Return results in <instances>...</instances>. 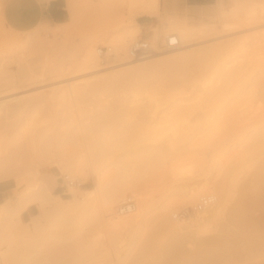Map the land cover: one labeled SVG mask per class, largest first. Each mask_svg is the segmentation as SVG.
Returning a JSON list of instances; mask_svg holds the SVG:
<instances>
[{
	"label": "rangeland",
	"instance_id": "obj_1",
	"mask_svg": "<svg viewBox=\"0 0 264 264\" xmlns=\"http://www.w3.org/2000/svg\"><path fill=\"white\" fill-rule=\"evenodd\" d=\"M3 1L0 0V5ZM71 1L76 16L71 19L69 15L64 22L37 25L27 31H15L0 23V37L16 35L20 40H27L34 36L36 43L40 41V44L33 45L34 38L30 39V45L8 52V46L1 38L0 60L4 55L10 60L4 69L8 73L23 72L24 69H18L21 63L22 67L30 66L35 73L42 72L46 78L41 84L26 85L19 92L0 97L19 95L26 103L11 114L4 113L0 106V158L17 163L24 176L20 185L8 179L13 188L0 204V264H46L65 253H71L74 264V261L81 264H264V18L253 24L221 30L218 0L209 6L158 8L153 13L150 29L145 26L140 28L137 37L119 41L120 32L133 26L136 14H129L117 0ZM259 2L256 4L258 9H263L264 0ZM183 16L191 27L203 22L210 23L214 29L204 32L206 36L194 32L189 35L191 32L185 31L182 19L175 18ZM155 22L157 33L152 30ZM175 32L184 35L179 53L188 56L207 44L220 42L222 51L215 54L220 58L216 60L226 64V68L241 67L227 92L217 99L209 113L207 111L210 116L200 110L201 113L187 117L191 120L189 124L196 125L188 130L189 135L186 133L184 139L180 130H185L187 123H180L182 117L171 119L173 115L169 108L174 104L188 106L195 103L205 91L220 85L222 78L214 73L202 75L189 61L178 65L171 63L167 57L175 49L166 50L157 45L164 40L166 33ZM139 37L157 46L155 50L162 56L158 60L134 65L133 68L143 72L129 77L123 75L125 80L120 74L110 75L109 72H106L107 77L99 78L95 67L79 69L74 64V60L87 49L95 52L99 66L113 64L118 60L111 53L116 49L126 52L129 44ZM230 39H233V45L227 43ZM102 46L110 47V55H98L97 48ZM225 50L228 53L224 54ZM227 109L249 123L239 119L228 128L219 125L216 132H224L222 136L218 133V137L215 135L216 138L211 137L206 143L188 144L191 137L194 142L200 136L198 131L207 126L205 121L208 123L211 116ZM164 114L169 120L157 123ZM115 121L118 124H114ZM167 123L178 125L169 129ZM173 131L181 132V136L176 133L181 140L174 141V136V143L170 139V144L159 146ZM104 140L113 151L91 155L92 147ZM148 146L159 152L160 160L153 171L157 172L134 188L147 192L152 201L151 208L146 209L144 215L135 216L137 219L133 217L128 229L112 228L98 193L90 198L83 189L95 188V177L99 174L106 176L105 171L116 159L129 160ZM64 172L77 178L86 175L87 180L82 188H69L68 193L61 194L58 175ZM207 181L214 184L213 192L223 197L225 190L233 192L224 212L216 216L211 210L191 214L188 217L190 222L197 219V224L192 226L187 220L175 219L171 212L183 206L190 208L200 195L211 193L202 191V185ZM42 182L47 189L39 192L37 188ZM26 188L27 191H37L29 203L35 208L31 217L21 219V208L14 203L18 204L20 194ZM54 194L58 197L55 198ZM79 196L87 201L84 207L59 202L61 212L51 208L54 199L75 198L80 201ZM241 196L247 203L245 217L253 220L248 235L235 243L230 238L235 226L229 214ZM171 198L177 199L179 205L166 213L162 206ZM189 198H192L191 202H187ZM10 205L20 211L10 212ZM165 216L172 227L163 222ZM178 226L180 230H177ZM15 249H18L16 256L14 252L10 253ZM12 254L16 261L14 258L8 260Z\"/></svg>",
	"mask_w": 264,
	"mask_h": 264
},
{
	"label": "bare ground",
	"instance_id": "obj_2",
	"mask_svg": "<svg viewBox=\"0 0 264 264\" xmlns=\"http://www.w3.org/2000/svg\"><path fill=\"white\" fill-rule=\"evenodd\" d=\"M117 1L119 2V5H121V7L125 11H127L129 14L139 15V14H143V13H155L159 8V0H117ZM256 1L259 2V0H256ZM256 1L255 0H218L217 13H218L220 20H221V24H220L221 30H231V29L236 28L237 26H240V25H243L246 23L253 24V22H255V21L260 22L259 20L261 18L262 19L264 18V12H263L264 8L262 7L263 9H258L259 6L257 7L256 4H259L260 2L259 3L257 2L255 4ZM225 4H227L228 7H225L226 6ZM255 5H256V7H255ZM262 5H264V4H262ZM66 8L69 12L70 18L73 19L76 16V14H75L74 5H73L71 0L67 1ZM209 10H213V8L212 9L210 8ZM204 11H205V9H204ZM183 15H184V11H183ZM172 18H174V17H172ZM175 18L182 19L181 22L184 24V26L186 28L185 31L191 32V33H189V35H191L193 32L197 33V34H202V33L204 34V32L206 33L207 31H211L214 29V27H212V25L210 23H209V25H211V26L206 25L207 23L202 22V23H200V25H198V23H197V25L193 24L195 26L191 27L192 25H190V24L188 25L185 16H183V18H180V17H175ZM0 21H1L0 23L3 25L4 21H3V15H2V4L0 5ZM191 21L192 20H190V22ZM132 25L133 26H131L130 28L125 27L122 29V32H120V35L118 36V38L120 37L119 41L120 40L124 41V40H128L130 38L135 37L136 35L139 34V31L141 30L140 28H143L140 25V23L138 24L136 21H134L132 23ZM149 26H150V24H149ZM149 26H148V29H150ZM157 26L158 25L155 22L153 27H152L153 29L151 28L156 33L158 32ZM9 29H11V28H9ZM125 29H127V30L125 31ZM175 33L174 34L177 36V41H179V45L177 47L173 48L175 50L170 53V56L167 57V59L170 60L171 63H175V65H178V63H181V62L185 63L186 61L187 62L189 61L195 65V67L197 68V71L199 70V73H201L202 75H208L207 73H214V75L222 78V83L220 85L213 86L209 90L205 91L203 93L202 97H200L199 100L193 104H190L188 106L187 105L178 106L176 104H174V106L171 105V107L169 108L170 113L173 115V117L171 119H175L174 117H176V118L182 117L180 123H182L183 121L185 123H187L186 124L187 126L183 125L185 127L184 128L185 130H180L181 132L183 131V133H185V134L182 133V135H184V136H181L180 131H173L172 135L167 136V138H165L163 142L161 141L162 143L160 142V144H158L159 146H163L167 143L170 144L171 141L168 142L170 139H172V142H173V138H174V136L176 137V133L178 135L180 133V136L182 139H184V137L187 136L186 133L189 132L188 130H192V127L194 128V126L196 125V124L194 125V123H191V124L188 123V121L190 119L188 120L187 117L190 114H194V113L198 114L201 110L203 112L206 111L205 115L210 116V114H208V113L210 112V109L212 108V106L216 104V101H217V99H219V97L221 98V96L224 95L225 92H227V87H229V84H230V82H232L234 76L241 72L240 66L227 67L226 68V66H225L226 64L218 62V60L220 58L218 59L215 56V54L222 51L221 50L222 45L220 42L207 44L203 48H200V49L193 51L188 56L179 53V49L183 46L184 35L182 32H175ZM155 34H153V35H155ZM168 34L166 33L165 36H167ZM170 34H172V33H170ZM208 35H210V34H208ZM30 37L31 36H29V38H26L27 40H20L16 35H9V36H2L1 35L0 39L2 38L4 40L3 42L8 46L7 50L9 52V51H15L18 48H23V47L27 46L30 43L29 42L30 39L34 38V36L32 38H30ZM118 38H116V39H118ZM39 40L40 39H38V41ZM34 41H35V38H34L33 42ZM38 43L40 44V41ZM38 43H36V41H35V43L33 45H38ZM227 43L233 45V39L228 40ZM255 43H258V42H255ZM249 44H250V42H249ZM234 45H237V44L234 43ZM47 46H48V44H47ZM230 47H229V49H230ZM226 48H228V47H226ZM169 50H172V49H169ZM226 53H228V51H226L224 54H226ZM111 54L113 55V58L117 59L118 61L113 63V64L111 63L110 65L99 66L95 52H93L92 49H87L84 51L83 54H81V56H79V59L77 58V59H75L76 61L74 60V64L76 66H78L79 69H86V68H90V67H95L99 73V75H98L99 78H101V77L103 78L104 76L107 77L106 72H109V74L111 73L110 75L118 73L122 76L120 78L124 79L123 75H125L126 77H129V76L135 75L136 73L143 72V71L140 72V71L136 70L135 68H133L134 65L139 64L141 62L148 61V60H158L160 58V56H162V54H160V51L155 50L154 52H152L151 54H149L147 56L140 57V58H132L128 54V48H127L126 52L125 51L121 52V51L116 49ZM219 55H221V54H219ZM219 55H217V56H219ZM8 56H9V54H8ZM5 57H7V56L4 55L2 57L4 59L1 58V60H0V81L1 80L3 81L2 83H0V87H1L0 88V97L6 96V95L14 93V92H19L26 85L41 84L46 79L43 77L42 72L35 73L34 70L30 66L24 65L22 67L21 63H19V65L21 67V68L18 67V69H20L19 71H21V69H24L25 71L27 70L26 72L21 71L22 73L21 72L18 73V71H17L18 74L17 73H8L6 71V69H4V66H5V63L10 61V60H8V59L6 60ZM222 57H224V56H222ZM7 58H9V57H7ZM216 58L218 60H216ZM17 59H19V58H17ZM18 62L19 61L17 60V63ZM24 64H26V63H24ZM43 66L44 65H42L41 67H43ZM184 67H186L185 69L188 68V66H186V65ZM184 67H181V68H184ZM117 70H120V71H117ZM75 93H76V91H75ZM74 95H76V94H74ZM262 97H264V96H262ZM258 99H260V98H258ZM261 99H263V98H261ZM22 100L23 99L19 95L9 97V98H2V99H0V106L3 107V111H5L4 113L11 114L13 111H15V113H16V111L20 110L24 106V104H26L25 101H22ZM262 102L264 103V101H262ZM180 105H182V104H180ZM207 111H208V113H207ZM260 111L262 112V110H260ZM263 111H264V109H263ZM255 112H257V111H255ZM258 113H260L259 110H258ZM166 114H169V111H167ZM262 114H264V112ZM17 115H18V113H17ZM257 115H259V114H257ZM252 116H251V118H252ZM183 117L186 119H184ZM245 117H247V116H245ZM211 118L212 119L211 120L209 119L210 121L208 123H207V121H205L207 126L205 127V125H204V128H202V130L198 131V133H200V136H198L196 138L197 140L192 142L191 141L192 137H191V139H189V141H188V144H193V143L197 144V143H202V142L206 143L209 138L215 137V135L217 136L218 133L220 134V136H222L224 134L223 131H222L223 134H221L220 132H218V133L216 132L217 129L219 128L218 127L219 125H223V127L228 128L233 124V121L237 122V121H239V119H245L243 117L240 118L239 116L235 115L233 113V111H231V109L224 110L223 113L221 111H219L216 115L211 116ZM114 119H115V117H114ZM201 119H203V118L201 117ZM168 120H169V117H166V115L164 114V116L159 118V121L157 123L165 122ZM245 120L247 121V119H245ZM257 120H259V119H257ZM257 120L255 119V121H257ZM112 121H114V120H112ZM184 122H183V124H184ZM201 122H203V121H200V123ZM242 122H243V120H242ZM113 123L118 124V121H115ZM160 124H162V123H160ZM202 124H204V123H202ZM177 125H176V123H172L170 125L168 124V125H166V128L170 127L169 129H171V126L177 127ZM200 126H202V125H200ZM180 128H182V125L180 126ZM188 135H189V133H188ZM226 135H227V133H226ZM180 136H178V137H180ZM178 137H176V140L174 139V141L177 142ZM179 140H181V139H179ZM210 140H212V139H210ZM213 141L216 142L215 140H213ZM106 142L107 141L104 140L101 143H99L98 145L93 146L91 151L89 150L90 154L96 156V155L103 153V152H105V153L106 152H108V153L112 152L113 148L111 146H106L105 145ZM220 142H222V141H220ZM153 147H154V145H153ZM152 148H149V146H148V149H144V151L141 150L139 153H136L135 155H133L131 157V159H129V160H122L120 158L116 159V161L114 162V164L112 166L113 168L110 167V165L107 168L108 170H109V168H112V170L110 169L111 171H109V173H108V170L105 171V172H107L106 176H100V174H99L95 177L96 181H94V182H97V185H95L96 186L95 188H90V187L84 188L83 187L84 188L83 190H85L86 192L89 193L90 198H91V196L92 197H95V195L97 196V193H98V196H97L98 199L101 198V202H100L101 207L104 210H106V211H104V213L108 212V216H109L108 218H110L109 219L110 222L108 224L110 227H112V228L122 227L124 229H128L132 225L131 220L133 217L136 218L135 216H137V218H138V215H142V214L144 215L145 212H147L145 210L148 209L149 207L151 208L152 201L149 198L147 192L139 191L138 189L134 188V186L139 184L141 181L146 180L147 177H149V176L152 177V174L154 173L153 171L156 168L155 165L158 164L160 159L158 158L159 152H158L157 148L155 151H154L155 148L154 149H152ZM164 148H165V146H164ZM149 149H152V150H149ZM160 150H161V147H160ZM8 159L7 158L6 159L0 158V181L13 179L16 182V184L20 185L22 183V181L24 180V176H22L21 172H19L18 167L16 166L18 164L16 163V165H15L14 162H12ZM155 173H154V175H155ZM158 174L159 173H157L156 176H158ZM92 175H94V174H92ZM78 179L81 182H85L87 180L86 175H81V176H79ZM27 188H26L25 192L23 191L24 193L20 194L21 196L19 197L18 204L14 203V205L16 204L15 206H17L19 209L21 208L20 210L25 208L35 198L37 191L42 192V191H45L47 189L46 185L43 182L41 183L40 187L37 188V191H35V190L33 191L32 189L27 191ZM202 188H203L202 191H210L211 193H205V194L200 195L198 197V199L194 202V204L191 207L189 206L190 208H185L183 206V207L179 208L178 211L172 213L171 212L172 208L179 205V202L177 199L171 198V199H169V202L163 204L162 209L166 213L170 211L171 214L174 216V218L177 220L189 221V224H190L189 226H192L193 224H197L196 223L197 219H195V218H193V221H195L194 223L190 222L188 217L191 214H199L201 212L205 213L208 210H211V214L213 216L222 214L226 208L228 197L231 194H233V192L230 189L227 190V192L225 190V192H224L225 195L223 197L222 195L218 194V192H213V190L215 191V186L213 183H211L209 181L205 182L202 185ZM220 188H222V186ZM94 189H96L95 190L96 192L94 191ZM130 191L132 192V194L130 193ZM92 192H94V193H92ZM205 195H210L212 197V201L200 210L193 209V207ZM53 196L55 198H57L58 194H54ZM127 196L135 197V200H136L135 201L136 202L135 208L131 212L120 214V211H117V207H118L117 205L120 203L121 199H124ZM97 197H96V200H97ZM119 197H122V198H120V200L118 199L116 201V199ZM59 200H61V201H59ZM115 201H116V203H115ZM191 201H192V198H189L187 200V202H191ZM59 202H65V203H67V205L70 204L72 207L75 206V207L81 208V207H84L86 205L87 201L85 202L83 200L82 196L80 197V201H76L75 198L54 199L53 201H51V208L57 212H61L63 210L61 207V204ZM245 203H246L245 198L243 199L242 196L239 197V199L237 200L236 204L234 205L233 209L231 210V212L229 214V217L234 222V226H235L231 230V232H232L231 234H233L232 235L233 237H230V238L232 239V241L234 240L235 243L239 242L240 240L243 239L244 236L248 235V232L250 231V226L252 224L253 219L251 220L250 218L245 217L246 212H247V207H246L247 203L246 204ZM114 204H115V206H114ZM14 205H10L11 211H10V209H8V210L12 213L13 212H15V213L19 212L20 210L19 211L14 210V208L16 209V207ZM113 206H114L115 214L113 213V210H112ZM5 207L9 208V206H5ZM12 208H13V211H12ZM183 210L186 211V214H183L182 216H178L177 214L180 211L183 212ZM78 211H81V210H78ZM83 212H84V210H83ZM104 213H103V215L106 214V213L105 214ZM105 216L107 217V215H105ZM106 222H108V221H106ZM133 222H135V220ZM163 222L165 224L169 225V227H172L170 222H169V218L167 216L164 217ZM180 229H181V227L179 228V226H178L177 230H180ZM232 241H231V243H232ZM17 250L15 249L14 251H11L10 253L14 252V255L16 256L15 251H17ZM20 250H22V249H20ZM24 251H26V250H24ZM19 252L20 251H18L17 254ZM14 255L12 254L11 257L9 256L10 259L8 258V260L12 259V261H13V258L15 257ZM17 258H18V256H17ZM71 258H72L71 253H69V254L65 253V254L59 255L58 257H56L55 259H53L52 261H50L46 264H74L72 261L73 259H71ZM14 260L16 261V258H14ZM74 262H75V264L79 263V262L77 263L76 261H74ZM79 264H81V263H79Z\"/></svg>",
	"mask_w": 264,
	"mask_h": 264
},
{
	"label": "crops",
	"instance_id": "obj_3",
	"mask_svg": "<svg viewBox=\"0 0 264 264\" xmlns=\"http://www.w3.org/2000/svg\"><path fill=\"white\" fill-rule=\"evenodd\" d=\"M216 0H159V9H179L199 6H209ZM67 0H4L2 15L4 24L15 31H27L37 25L66 21L69 12L66 8ZM153 13H143L135 17V21L142 27L152 23ZM147 22V23H146ZM146 25V26H147ZM143 34L145 31L143 30ZM45 184V183H44ZM46 185V184H45ZM13 188L9 180L0 181V204L5 200L8 191ZM35 206L27 205L19 216L29 218L34 213Z\"/></svg>",
	"mask_w": 264,
	"mask_h": 264
},
{
	"label": "built area",
	"instance_id": "obj_4",
	"mask_svg": "<svg viewBox=\"0 0 264 264\" xmlns=\"http://www.w3.org/2000/svg\"><path fill=\"white\" fill-rule=\"evenodd\" d=\"M179 45V41H177V36L173 34H168L164 37L162 42H159L157 46L160 48L169 50L177 47ZM156 46V47H157ZM155 46H152L148 39L139 37L138 39L133 40L128 46V54L132 58H140L147 56L155 51ZM98 55L105 57L106 55H110V47L102 46L97 48ZM59 179V188L61 189V194H65L69 192V188H80L83 185L77 177H73L68 173H60L58 175ZM135 197L127 196L124 199L120 200V203L117 205V211H120V214L131 212L135 208ZM212 201V197L210 195L203 196L200 201L193 207L195 210H200L206 205H208ZM186 214V211H180L177 215L182 216Z\"/></svg>",
	"mask_w": 264,
	"mask_h": 264
}]
</instances>
